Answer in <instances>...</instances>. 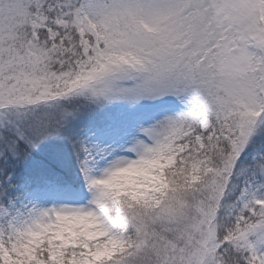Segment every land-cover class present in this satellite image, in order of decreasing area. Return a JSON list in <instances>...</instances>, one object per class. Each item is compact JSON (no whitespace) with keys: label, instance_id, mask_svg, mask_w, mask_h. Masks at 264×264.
Here are the masks:
<instances>
[{"label":"snow or ice","instance_id":"obj_1","mask_svg":"<svg viewBox=\"0 0 264 264\" xmlns=\"http://www.w3.org/2000/svg\"><path fill=\"white\" fill-rule=\"evenodd\" d=\"M0 264H264V0H0Z\"/></svg>","mask_w":264,"mask_h":264}]
</instances>
